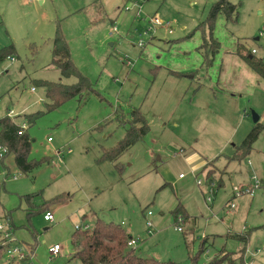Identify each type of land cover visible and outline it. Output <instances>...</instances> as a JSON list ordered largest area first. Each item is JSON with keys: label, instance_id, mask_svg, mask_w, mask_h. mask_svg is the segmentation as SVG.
<instances>
[{"label": "rangeland", "instance_id": "374dc122", "mask_svg": "<svg viewBox=\"0 0 264 264\" xmlns=\"http://www.w3.org/2000/svg\"><path fill=\"white\" fill-rule=\"evenodd\" d=\"M217 1L99 0L96 10L95 0H0V49H14L0 62V117L25 121L27 158L38 162L25 172L11 154L0 156V223L10 224V245L31 254L13 264H81L72 233L98 218L138 238L142 257L264 264V130L240 151L252 110L264 124V81L235 53L254 49L264 61V0H229L237 13L218 14L219 49L204 53L202 22ZM57 25L94 90L49 109L39 82L77 81L51 62ZM135 109L149 129L116 154ZM206 160L217 168L215 186L205 181ZM255 181L252 195L234 196ZM46 203L52 222L43 219ZM54 244L56 255L48 252Z\"/></svg>", "mask_w": 264, "mask_h": 264}, {"label": "trees", "instance_id": "16d2710c", "mask_svg": "<svg viewBox=\"0 0 264 264\" xmlns=\"http://www.w3.org/2000/svg\"><path fill=\"white\" fill-rule=\"evenodd\" d=\"M96 6L100 7L99 0H95ZM207 17L203 20L202 24L208 27V36H203L202 47H206L204 53H215L218 51L220 43L212 37L213 25L219 13H222L227 20H231L236 15L237 10L235 4L229 0H218L210 8ZM56 33L53 37L51 49V62L59 69L63 77H75L77 81L73 84H66L60 82L40 81L39 84L45 89V96L49 103L47 107L53 108L65 100L70 98H85V94L92 92L94 89L93 84L89 78L81 73L72 62L70 57V48L68 46L66 37L60 31L57 25ZM14 49L11 46L0 49V62L11 55ZM236 54L241 57L246 64L258 76L264 80V61L261 58H256L253 52L242 51L237 47ZM172 74L175 71L171 72ZM133 118L130 121L131 125L127 130L123 140L118 143L115 153L118 154L126 149L129 145L135 143L143 134H145L149 127L145 121V117L141 114L139 109L132 111ZM25 118L30 119L29 115H24ZM30 123L32 120H27ZM23 122L18 123L14 118L9 116L0 117V146L5 148L2 155L11 154L14 158V164L20 170L28 172L33 163L28 161L27 154L30 148L31 139L26 131V126L22 127ZM264 130V124L255 122L246 138L241 143V154H245L251 148L253 141L257 139L258 134ZM109 156V155H107ZM48 160L43 157L39 160ZM211 163V162H210ZM209 175V174H208ZM207 175V180L212 181L211 176ZM66 197L57 195L50 200V203H60L66 200ZM49 208V204L41 207L44 212ZM176 212V211H175ZM72 244L75 248L74 257L78 258L81 264H175L169 261H159L153 257H142L136 253L135 248L128 247L127 241L130 235L122 228L121 224L113 223L112 221H104L103 219L96 220L91 227L77 228L72 233ZM242 240H246L247 236H241ZM1 241V239H0ZM4 246L0 244V256L4 251ZM227 256V255H226ZM224 256V257H226ZM220 261L219 258H213L208 264H216ZM3 264V263H0ZM193 264V263H191Z\"/></svg>", "mask_w": 264, "mask_h": 264}, {"label": "built area", "instance_id": "2783aa9c", "mask_svg": "<svg viewBox=\"0 0 264 264\" xmlns=\"http://www.w3.org/2000/svg\"><path fill=\"white\" fill-rule=\"evenodd\" d=\"M150 22L153 24V25H159V26H162V27H165L168 29V33L171 34L172 32V28H169V22L167 21H164V20H161L157 17L155 18H151L150 19ZM112 30L110 31V34L112 33ZM138 45L141 47L143 46L144 44L142 43L141 40H139L138 42ZM252 52L254 53L255 50L253 49ZM22 127H25V124H22ZM48 140H50V138H48ZM5 152V148L0 146V156ZM15 178V176L13 177ZM197 184H199V180H197ZM260 186V183L258 181H255V184L254 186H248L246 188H242V189H238L235 191V195L234 196H238L240 194H249V195H252L253 192H254V189L259 187ZM234 208V204L233 203H230V204H226V211H231L233 210ZM149 214V213H148ZM43 219L45 221H48V222H52L54 220V216L52 214L51 211H46L43 213ZM179 222L182 220L181 217L178 218ZM7 220L9 221V219L7 218ZM147 226H150V222L147 221ZM84 227H88V226H84ZM77 228H80L79 226H76L75 229ZM177 230H181L180 227H176ZM0 231L3 232V236L0 241V244L2 246H4V251L6 252V255H7V261L3 262V264H13L15 263L16 261H19V260H23L25 258H29L30 257V253H28L27 251L23 250L22 248L18 247L17 245H10L11 241H12V238H11V227H10V224L7 222V224L4 226L2 223H0ZM149 234H152L153 232L150 231V229L147 228V231ZM1 237V236H0ZM139 242V239L138 238H134V237H130L127 241V246L130 248H135L136 244ZM60 250V246L58 244H54L52 246H50L48 248V252L52 255H56Z\"/></svg>", "mask_w": 264, "mask_h": 264}, {"label": "crops", "instance_id": "0c3cea01", "mask_svg": "<svg viewBox=\"0 0 264 264\" xmlns=\"http://www.w3.org/2000/svg\"><path fill=\"white\" fill-rule=\"evenodd\" d=\"M100 4V3H99ZM213 5V4H212ZM99 9H101V7H99V5H98V7L96 6V10H99ZM99 13H101L100 11H99ZM253 50V49H252ZM251 50V51H252ZM256 52V51H255ZM254 52V53H255ZM236 53V52H235ZM234 53V54H235ZM241 58V57H240ZM242 59V58H241ZM245 62V61H244ZM248 66V65H247ZM249 67V66H248ZM250 68V67H249ZM251 70V69H250ZM172 71H175V73H173L175 76H184L183 74H180V73H178L177 71L178 70H174V69H172V70H170L169 69V72H170V74H172L171 72ZM182 73V72H181ZM255 73V72H254ZM172 74V75H173ZM257 76H258V74H256ZM259 77V76H258ZM260 78V77H259ZM264 81V80H263ZM33 89V88H32ZM15 119V118H14ZM16 121V120H15ZM17 122V121H16ZM21 121H19L18 123H20ZM23 122V121H22ZM48 140V139H47ZM201 164H202V170H206L207 172V175L209 174H211V178H212V181H209V180H207V176H206V178H205V181L209 184V185H211V186H215V183H214V177H215V173H217V168H214L212 165H211V163L209 162V161H203V162H201ZM200 166V165H199ZM194 170H196V169H194ZM180 175V174H179ZM217 180V179H216ZM218 181H220V178L218 177ZM211 189H212V187H211ZM46 211H50V209L49 210H46ZM45 211V212H46ZM177 216V215H176ZM179 217H181V221L180 222H182L183 221V217L181 216V215H179V216H177V218H176V221L177 222H179L178 220V218ZM179 231H182V229L181 230H179ZM130 237H133V236H131L130 235ZM156 259V258H155Z\"/></svg>", "mask_w": 264, "mask_h": 264}, {"label": "water", "instance_id": "95a60500", "mask_svg": "<svg viewBox=\"0 0 264 264\" xmlns=\"http://www.w3.org/2000/svg\"><path fill=\"white\" fill-rule=\"evenodd\" d=\"M251 118H252V120H253L254 122L259 121V120H258V119H259L258 114H257L256 112H254L253 110H252V112H251Z\"/></svg>", "mask_w": 264, "mask_h": 264}]
</instances>
